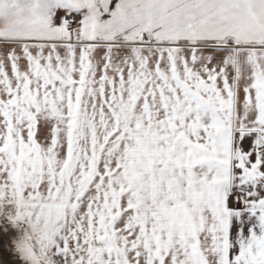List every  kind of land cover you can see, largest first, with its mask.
Masks as SVG:
<instances>
[{
	"label": "snow or ice",
	"instance_id": "snow-or-ice-1",
	"mask_svg": "<svg viewBox=\"0 0 264 264\" xmlns=\"http://www.w3.org/2000/svg\"><path fill=\"white\" fill-rule=\"evenodd\" d=\"M0 264H264V0H0Z\"/></svg>",
	"mask_w": 264,
	"mask_h": 264
}]
</instances>
